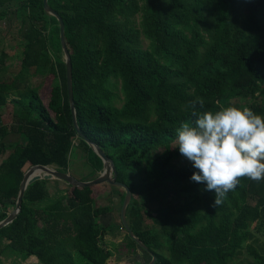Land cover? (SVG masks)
<instances>
[{"label": "trees", "instance_id": "1", "mask_svg": "<svg viewBox=\"0 0 264 264\" xmlns=\"http://www.w3.org/2000/svg\"><path fill=\"white\" fill-rule=\"evenodd\" d=\"M48 4L64 21L79 128L130 187L127 221L150 252L127 233L116 253L141 248L148 264L153 256L154 264H236L247 251L246 264H264V242L255 236L264 233V180L240 178L213 207L215 193L191 180L197 170L175 162L183 156L172 145L183 122L195 125L189 102L197 98L200 112L234 105L264 116V0ZM43 7L44 0H0V22L18 20L24 41L18 72L0 76V223L15 209L27 169L69 173L77 140L93 169L104 167L74 127L59 25ZM8 58L3 50L0 70ZM9 104L13 118L4 122ZM48 179L27 186L21 212L0 230V264H106L112 251L100 219L110 207L95 206L97 186L65 183L52 192ZM111 187L120 191L121 212L125 190Z\"/></svg>", "mask_w": 264, "mask_h": 264}, {"label": "clouds", "instance_id": "2", "mask_svg": "<svg viewBox=\"0 0 264 264\" xmlns=\"http://www.w3.org/2000/svg\"><path fill=\"white\" fill-rule=\"evenodd\" d=\"M195 125L183 122L177 129L174 147L192 162L191 180L215 193L213 207L224 202L240 178L264 180V116L250 107L221 106L200 112L204 100L189 102Z\"/></svg>", "mask_w": 264, "mask_h": 264}, {"label": "rangeland", "instance_id": "3", "mask_svg": "<svg viewBox=\"0 0 264 264\" xmlns=\"http://www.w3.org/2000/svg\"><path fill=\"white\" fill-rule=\"evenodd\" d=\"M11 19V17H9ZM24 45V41L20 34V22L14 18L11 19L9 23L6 24V21L0 22V53L4 50L9 58L6 61V66L3 70H0V76H3L4 79L10 80L12 76H14L20 66H19V58H20V52L22 51ZM148 45V40L144 39V46ZM63 59V56L62 58ZM3 72H5L3 74ZM40 80L33 79L32 84H37ZM13 105L9 104L8 107L3 108L2 118L4 122H10L13 118ZM21 139V138H20ZM19 139V140H20ZM77 144L74 146V150L71 151L70 155V171L69 173L71 175H75L79 180L81 181H90L95 179L99 176V174L103 171H98L93 169V167L88 163L89 159L87 154L85 153V150L79 146V141H76ZM176 141L172 143L173 146H175ZM163 150V148H159L157 150V153ZM6 155L0 156V162L5 158ZM75 161V162H74ZM179 165L185 164V163H192L185 157H181L178 160H175ZM55 169V167H52ZM28 170V169H27ZM58 178L50 177L47 181L48 187L51 189V191H55L56 188L61 184L67 189V182L65 181H56ZM61 182V183H60ZM64 183V184H63ZM102 185V186H101ZM96 189V191L102 192V194H107V196L102 198V200L98 201V197L96 202L100 203L101 206L110 207V214H106L105 216H102L100 219V225L103 228H107L108 235L103 238V243L108 246L109 249L112 251L111 257L107 260L106 264H148L151 256L144 252L141 248L137 249V253L135 255H127V256H119L117 252L118 245L124 241L125 236L127 234V231L125 230L121 217H120V198H119V192L118 194L112 193V187L108 184H101ZM99 189V190H98ZM109 191V192H108ZM116 194V195H115ZM96 203V205H97ZM1 209V207H0ZM148 227L154 228L152 223L150 221L147 222ZM155 230L159 231L158 228H154ZM255 236L258 237V239L262 242H264V233L255 232ZM252 257L248 254L247 251H243L242 254L237 258L236 264H246L248 261H251ZM28 263L24 264H37V262H34L33 260H27ZM81 264H83L82 261H80ZM85 264H89L86 261H84ZM5 264H11L10 261L6 260Z\"/></svg>", "mask_w": 264, "mask_h": 264}, {"label": "water", "instance_id": "4", "mask_svg": "<svg viewBox=\"0 0 264 264\" xmlns=\"http://www.w3.org/2000/svg\"><path fill=\"white\" fill-rule=\"evenodd\" d=\"M43 8H44V11L48 15L54 17L57 20L58 25H59V40H60L61 50L63 53V59H64V64H65V69H66L67 93H68V100H69L71 115H73L74 127L79 137L83 138L84 141L88 143V145L93 149V151L100 157V159L103 161L104 167H103V171L95 179L90 180V181H81L74 175H71L70 173L59 172L56 169L49 167V165L35 164V165L30 166L28 170L25 172L22 178V181L20 183L18 197L16 200V207L14 211L11 212L10 215L4 221L0 223V230L12 224V222L17 218V216L21 212L23 197H24V193H25L27 186L38 179L55 177V178H58L59 180L67 182L69 185L74 186V187H93V186H98L101 184H108L113 187H116V186L121 187L125 190V197L122 203V208H121V213H120L122 224L125 230L127 231V233L130 235V237L133 240H135L142 249L149 252L147 246L138 239V237L134 234V232L132 231L127 221L126 212H127V208L129 206V203L133 195L130 187L124 182L122 183V182L117 181L116 167H115L113 160L108 158L106 154L104 153V151L97 144L91 142L82 133V131L79 128L77 117H76V108H75V103H74L73 64H71L69 52H68V49L65 43L64 24H63L64 21L61 18V16L49 6L48 0H44ZM155 261H156V257L153 256L152 261L149 264H154Z\"/></svg>", "mask_w": 264, "mask_h": 264}, {"label": "crops", "instance_id": "5", "mask_svg": "<svg viewBox=\"0 0 264 264\" xmlns=\"http://www.w3.org/2000/svg\"><path fill=\"white\" fill-rule=\"evenodd\" d=\"M75 144H77V143L74 142V146H75ZM74 146H73V147H74ZM71 151H73V149H71L70 152H71ZM70 155H71V153H70ZM70 160H71V159L69 158V161H70ZM74 162H75V161H74ZM69 164H70V162H69ZM99 175H100V174H99ZM98 186H99V185H98ZM98 186H97V187H98ZM101 186H102V185H101ZM99 187H100V186H99ZM99 187H98V188H99ZM103 188H104V187H103ZM103 188H100V190L103 189ZM98 190H99V189H98ZM100 190H99V193H100V196H102V197L99 198L98 201L102 200V198L105 199V197L107 196V194H102V192H101ZM108 192H109V191H108ZM112 193H113V194H114V193L118 194L117 192H114L113 189H112ZM116 194H115V195H116ZM118 195H119V194H118ZM100 196H99V197H100ZM119 198H120V196H119ZM95 202H96V201H95ZM96 203H97V202H96ZM96 203H95V206H96V207H106L105 205H104V206H101L100 203H97V205H96ZM120 213H121V212H120ZM109 214H110V213H109ZM100 222H101V221H100Z\"/></svg>", "mask_w": 264, "mask_h": 264}]
</instances>
